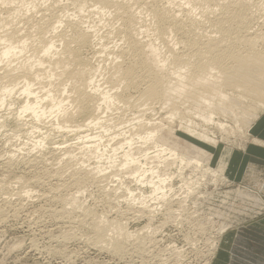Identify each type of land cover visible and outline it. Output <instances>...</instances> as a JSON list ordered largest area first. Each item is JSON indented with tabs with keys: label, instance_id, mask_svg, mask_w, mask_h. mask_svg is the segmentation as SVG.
Masks as SVG:
<instances>
[{
	"label": "bare ground",
	"instance_id": "obj_1",
	"mask_svg": "<svg viewBox=\"0 0 264 264\" xmlns=\"http://www.w3.org/2000/svg\"><path fill=\"white\" fill-rule=\"evenodd\" d=\"M25 1L0 0V15L4 13L2 10L7 11V15L0 16V29H3L0 31V69H3L0 73V108L14 96L16 99L10 103L19 104L18 117L29 113L33 119L42 122V119L53 116L60 130L68 129L78 133V139L81 141L78 145L80 150L78 154L84 160L94 157L98 160L104 159L103 161L107 163L104 166L98 164L89 167L86 169L87 176L102 181L108 169L120 175L119 177L127 174L135 184L131 183L132 186L124 184L123 178H119L122 184L120 188L118 185L116 187L120 191L123 185H127L128 193L125 194L131 195L130 201L128 200L131 202L130 205L134 203L132 206L134 207L137 202V205H140L138 207H141L139 211L142 214L148 212L151 220L155 218L156 213L163 210L170 216L175 204H182L193 193H200L201 181L197 177L196 179L186 177L184 171L190 167L192 172L195 170L199 172V169L206 167L205 163L207 164L206 159L197 152L188 153L181 150L175 142H170L162 131L165 123L162 125L161 122L145 119V113L148 109L150 111L153 109V104L160 103L161 107L167 110L169 120L180 118L181 122L186 121L193 125V131L198 132L197 128H200L203 134H208L209 124H215L221 131L225 130L227 125L215 118L217 113L234 118L239 129L243 128L246 133H249L254 122L260 118L257 111L264 109V28L252 31L255 11L259 8L252 2L253 0H179V3L177 0H70L68 3L74 7L71 13L68 12L69 4L60 5L53 1L38 6L36 0H32V4H25ZM88 1L92 4L91 9L87 10ZM255 6L258 8L254 11ZM22 8L25 9V13L21 21L18 19L17 22L16 18L18 14H22L20 10ZM86 11L88 14H85ZM39 13L41 15L38 17ZM90 14L99 15V24H89ZM21 22H24L25 26L20 27ZM107 22L109 26L107 34L103 35L100 29ZM29 29H34L36 35H32ZM149 32L152 34L149 35ZM110 34L120 41V44L116 43L115 46L118 45L116 49L108 50L109 45L105 44V41H109ZM87 47H92L96 54L107 53L112 56L110 58L105 56L106 65L97 63V60L94 63L81 55L82 50ZM21 57L22 60L17 61ZM102 57L104 59V56ZM14 62L17 64H13ZM100 77L104 80L102 83L104 85L99 84ZM132 89L138 91L136 97L131 95L129 90ZM248 101L249 108L245 106ZM122 103L135 106L139 111L134 110L139 116H134L137 120L135 123L129 120L131 126H128L127 131L124 128H120L124 131H119L117 128L118 125L123 127L121 124L125 121L122 116L120 117L123 119L118 118L119 114L118 117L112 113L110 116L106 114L107 117L102 116L109 110L118 108ZM11 104L8 103L10 106ZM142 105L148 108H141ZM186 105L188 107H184ZM81 115L87 116L90 120H86L87 123L85 121L75 124L76 118ZM196 116L200 122L195 120ZM135 119L133 118L134 121ZM96 125H101L105 132L108 131L109 139L104 140L107 137L104 132L93 136L78 132L83 127L91 128ZM113 127L122 133L115 134L116 129ZM109 130L113 133L115 131L114 134L111 133L114 137H110ZM117 135L121 138L119 140L116 138L117 142L112 146L111 141H114ZM71 151L70 149L67 151L70 160L77 157ZM9 159H12V156ZM235 159L237 162L233 167L238 166L239 159L237 156ZM173 165H178L176 171L170 170ZM203 170V174L205 172L214 175L213 180L219 174L216 168L208 167ZM100 174L102 175L99 176ZM128 177L124 175V178ZM77 178L76 182H80V177V180ZM177 178L181 179L179 187H175L174 183ZM115 189L112 191L117 194L115 191L118 189ZM179 191L181 192L178 194ZM81 192L83 188H79L71 195L70 199L75 209L80 208L84 201L79 203L78 195ZM86 211L84 210V213ZM88 212L90 215L89 210ZM123 212L120 211L118 217L114 216L111 219L101 213L104 218L99 215L103 219L94 222L92 226L95 230L92 241L97 246L113 250L118 257L125 256L130 246L142 251L146 247L144 243H148L146 239L151 240L153 237L150 236V232V235H143L140 230L142 228L130 231L127 222L120 216ZM92 213L94 215V212ZM142 214L139 216L142 217ZM149 228L151 230L153 227L147 225L145 229ZM199 229H204L203 223ZM219 230L222 229L216 231ZM213 240L215 242V238ZM216 245L217 243L214 245L215 248Z\"/></svg>",
	"mask_w": 264,
	"mask_h": 264
},
{
	"label": "rangeland",
	"instance_id": "obj_2",
	"mask_svg": "<svg viewBox=\"0 0 264 264\" xmlns=\"http://www.w3.org/2000/svg\"><path fill=\"white\" fill-rule=\"evenodd\" d=\"M53 1H57L60 5L69 4L70 8L68 12L71 13L74 11V7L71 6V3H68L70 0H36L35 2L39 6L42 4H49ZM177 2L179 3L180 1L177 0ZM252 2L254 4L256 3V5L261 8L259 9L255 6L256 8L254 11L257 8L258 10H256L257 13L255 11L256 16L253 20L252 29V31L256 29L259 31L261 28H264L262 27L264 25V0H253ZM87 3V10L91 9L90 6L92 2L88 1ZM25 4H32V0H26ZM2 8L4 9L5 6ZM20 10H22V14H18L16 18L17 22L18 19L21 21L25 13L24 8ZM20 10L18 12H20ZM2 12L5 13H1L3 17L7 15V11L2 10ZM196 12L198 13L199 10H196ZM85 14H88V12L86 11ZM40 15L41 13L37 14L38 17ZM97 15L98 14H90L88 18L89 24H99L100 18L99 15ZM147 18L149 19V17ZM19 26H25V23L21 22ZM105 26L100 29V33H103V35L107 34L109 27L108 22ZM1 30L3 29H0V31ZM29 30L32 35H36L34 29ZM150 34H152V32H149V35ZM158 41L159 40H156V42ZM116 43L120 44V41H118L117 37L114 38L112 34H110L109 41H105V44L109 45V49L107 48L108 50H110V48H117L118 45L115 46ZM91 48L92 47L84 48L81 52L82 57L88 58L94 63L97 60V63L101 62L106 65V59L110 58L112 55L110 56L107 53L96 54L94 49ZM108 50L107 52H109ZM102 56H104V59ZM18 60L21 61L22 57L21 59H17V61ZM16 62L13 64L16 65ZM2 72L3 69H0V73ZM99 79H101V77ZM102 83H104V80L101 79L99 84ZM36 87H38V85ZM129 91L131 95L135 97L138 95L136 89ZM21 97L23 98L24 96ZM15 99L16 98L13 96L12 99H8L9 101L0 108V264H227L228 257L232 255L230 254L231 246L235 243V240L244 236L243 231H245V229L255 225H261V227L264 228V165L260 164V158L264 160V142L261 140V137H264V109L259 111L256 110L260 114V118L254 122L249 133H246L243 128L239 129L234 118L217 113L215 118L217 120H222L227 126L225 130L221 131L215 124H209L208 127H210V129L208 134H203V132L199 130L200 128H197L198 132L193 131V125H189L186 121H183L186 124L181 122L180 118H170L172 121L169 120L167 110L161 107L160 103L152 105L154 111L153 109H151V111L148 109V112L143 111L147 112L144 115L146 120L148 119L149 121L158 123L161 122L162 125L165 123L163 126L165 129L163 128L162 131L164 136L171 140L170 142H175L180 146L181 150L188 153L192 152L193 154V152H197V154L206 159L205 162H207V164L205 163L206 167L199 169V172L198 170L192 172L190 167L185 170L186 172L184 171L186 177H191L193 179L197 177V179L201 181L199 190L202 191L198 194L193 193L190 198L182 204H175L172 209L173 215H166L163 210L156 213V216H154L155 218L151 220L147 215L148 212L145 211L146 215L143 213V216L141 211H139L141 207H138L139 204L137 205V202L134 207H132L134 203L132 206L130 205L131 202H129V199H131V195L125 194L128 193L126 186L131 185L134 181H132V179L130 180L127 174H123L122 177H119L120 175H116L111 169H108L106 171L107 176L104 173L105 179L102 181L99 179L94 180L89 177L90 175L87 176L89 167L91 168L98 164L102 166L107 165V163H105L106 161H103L104 159L98 160L94 157L93 159L84 160L81 155L78 154L80 152L78 145L81 142L78 139V133L76 134V132H71L68 129L60 130L56 126L57 121L54 120L53 116L42 119V122L33 119V116L29 113L23 117H18L17 112L19 110V104L16 102L14 103L15 105L10 103ZM8 103L11 104V106L8 105ZM248 103L250 104L249 101L245 103L247 108L250 106ZM122 105L123 103L120 104L121 107L117 106V110L114 108L113 110H107L108 113L106 112L104 115L102 114V116H106V114L110 116L109 114L112 113V115L114 114L113 116L118 117L119 114L118 118H124L123 121L130 122L132 120V123L137 122L134 116L137 117L139 112L138 108H135V106L131 107L129 104H126L127 106L124 104V107ZM133 107L135 109H133ZM184 107L188 106L186 105ZM141 108L148 107L142 105ZM86 120L89 121L90 119L87 116L81 115L76 118L75 124H80V122L84 123ZM195 120L200 122L197 116ZM87 121L85 123H87ZM125 121L124 124L120 123L123 127L118 125L117 128L119 131L122 128L127 131V128L129 129L128 126H131V122L129 124ZM257 126L260 127L258 128ZM92 127H83L81 131L78 132H81L80 134L82 135L86 133L91 136L104 132V135L107 134L104 140L108 138L109 133H107L108 131L105 132L104 127H101V125ZM117 128H114L116 129V133L115 131L114 133H119L118 135H120L122 132H119ZM111 133L114 134L113 131H111L110 137H114V135L111 136ZM118 135L114 138V141H111L113 144L110 142L112 146L117 142L116 138H118V140L121 138V136ZM69 149L70 151L72 150L71 152L73 154L75 153L74 156H77L76 158L74 157V159L72 157V161L68 158L70 156L67 153ZM11 156L12 159H9ZM236 156L239 159L238 166L233 167L237 162V159H235ZM84 161L87 166L83 164ZM241 164H245L243 165V169L246 168L245 171L242 169L241 172H235V175H232L234 174L235 168H240L239 166ZM208 167L216 168L219 171L218 176L214 178L216 182L212 178L214 175L212 176L210 173L205 174V172V175L203 174V169ZM81 168H85V170ZM177 169L178 165H175L170 170L176 171ZM84 172H86V174ZM124 175L128 178H124ZM79 177L81 181L76 182L75 178L79 179ZM119 178H123L122 180L125 181L123 183L127 184L123 185L125 186V192L123 186L121 187L122 189H120V191H123L122 194L119 191V186L122 184ZM117 180L120 181L118 182ZM180 180V178L175 179V187L181 185ZM111 184L116 185L111 186ZM79 188H83L82 194L80 193V195H78L80 196L79 203L80 201H84L81 203L82 205L80 208L78 207V209H75L70 198ZM114 189L117 194L112 191ZM135 192L137 194L138 190ZM180 192L181 191H179L178 194ZM122 197L126 199L128 197L130 198L126 200ZM66 203H68L67 206ZM120 208H122V210ZM115 209L117 211H115ZM176 209H181V211L179 212V210L177 211ZM84 210H87L85 212L87 214L84 213ZM88 210L90 211V215L88 214ZM118 211H124L120 213V216L123 217L124 222H127L130 231H136L142 228L140 230L142 234L144 233L143 235H150L151 233L150 236H153L152 239H146L148 243H144V246H146L144 247L145 250L143 249L140 251L137 250L135 246H130L125 256L120 255V257H118L119 255L115 254L113 250L97 246L96 243L92 241V238H94L93 236H95V230L92 229L93 223L102 220L104 218L103 215L110 219L114 218V216L118 217ZM91 212H94V215H98L95 216L96 219ZM101 213H103V215ZM182 213L184 214L182 215ZM141 214L142 217L139 216ZM99 215H102L103 218ZM98 217L100 219H97ZM125 217L128 220L125 219ZM201 223L204 224L205 230L199 229ZM147 225L153 228L147 230L145 229ZM217 229H224V231L219 230L218 232L216 231ZM67 235L69 237H67ZM214 238L215 242H213ZM215 243H217V248L214 246ZM212 246L213 248H210Z\"/></svg>",
	"mask_w": 264,
	"mask_h": 264
},
{
	"label": "crops",
	"instance_id": "obj_3",
	"mask_svg": "<svg viewBox=\"0 0 264 264\" xmlns=\"http://www.w3.org/2000/svg\"><path fill=\"white\" fill-rule=\"evenodd\" d=\"M261 138L264 142V137ZM260 164L264 165V160L261 158ZM243 165L241 164L240 168H236L232 175H235V172H241ZM243 232L244 236L235 240V243L231 246L232 255L228 257L227 264H264V228L261 225H255Z\"/></svg>",
	"mask_w": 264,
	"mask_h": 264
}]
</instances>
